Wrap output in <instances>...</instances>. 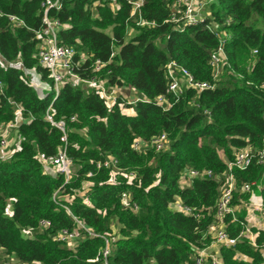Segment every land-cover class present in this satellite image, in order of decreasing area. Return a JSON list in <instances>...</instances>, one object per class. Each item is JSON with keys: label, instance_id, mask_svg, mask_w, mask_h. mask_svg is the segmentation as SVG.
I'll list each match as a JSON object with an SVG mask.
<instances>
[{"label": "trees", "instance_id": "1", "mask_svg": "<svg viewBox=\"0 0 264 264\" xmlns=\"http://www.w3.org/2000/svg\"><path fill=\"white\" fill-rule=\"evenodd\" d=\"M61 1L62 8L50 15L62 23L60 42L74 47L81 60L79 76L129 87L147 101L127 106L134 112L126 113L121 99L109 103L81 82L65 83L57 98L54 91L40 95L23 68L0 60V122L16 118L15 103L31 117L20 124V148L8 160L0 159V264L12 258L19 264H102L104 234L117 236L109 264H196V249L210 241L206 232L217 213L224 181L217 176L236 150L261 147L264 139V0L210 2L208 13L230 35L227 63L217 81L211 54L220 37L209 29V18L183 31L177 28L181 24L170 20L177 0H143L141 18L149 22L144 26L137 23L139 15L131 17L128 0H118L116 8L107 0ZM41 3L0 0V59L21 58L24 67H36L53 86L49 70L36 57ZM9 15L24 25L17 27ZM172 60L214 88L189 87L175 95L166 73ZM97 61L106 65L96 70ZM159 96L166 104L157 101ZM50 106L64 130L47 119ZM161 134L168 139L161 151L133 146L136 139L149 143ZM64 147L75 168L68 181L47 172L38 158L40 152L55 155ZM108 155L117 159V170L97 166ZM188 167L210 169L213 177L182 187L181 173ZM234 176L233 205L251 203L256 196L264 204V165L255 161L234 170ZM252 181V189L242 192ZM124 192L139 210L125 205ZM177 196L199 217L173 211L170 203ZM237 214L244 221L247 211ZM42 219L50 225L41 227ZM241 228L238 221L228 229L237 236ZM63 229L76 232L75 246L56 239ZM256 232V245L242 238L222 248L225 264H264V229Z\"/></svg>", "mask_w": 264, "mask_h": 264}, {"label": "built area", "instance_id": "2", "mask_svg": "<svg viewBox=\"0 0 264 264\" xmlns=\"http://www.w3.org/2000/svg\"><path fill=\"white\" fill-rule=\"evenodd\" d=\"M110 2L113 8L118 5V0H107ZM132 5L131 17L139 15L138 25H146L149 22L143 21L141 18V6L143 0H128ZM207 0H177V8L174 10L170 20L175 23H180L181 26L177 27L180 30H184L188 25H196L201 22H206L209 18L211 23L208 25L209 29L220 37L219 45L212 51L211 64L213 66V80L217 81L222 74L223 68L227 63L226 43L230 37L227 30H221L219 24L214 21L211 14L206 10ZM99 3V0L96 4ZM43 7V26L40 30L35 32L36 38L39 40L38 51L36 57L39 63L49 70L50 76L53 79V91L55 92V98L60 94V90L65 83L77 84L81 82L85 87L97 89L103 97L109 103H114L121 99L122 105L130 106L135 105L138 101H147L141 98L139 95L129 96L127 92L129 87H121L118 84H111L107 79H100L97 76L91 79H82L76 72V68L80 65L81 60L75 58L76 50L72 46L62 44L59 39V34L62 28V23L59 19L50 15L52 9L59 10L62 8L61 0H42ZM205 7V8H204ZM11 22L15 23L17 27L24 25L22 19L16 15H9ZM106 63L97 61L96 70L102 68ZM166 73L169 78V90L175 95H179L184 88H195L198 91L214 88L212 82L198 81L193 74L185 67L180 65L177 61L172 60L166 66ZM127 90V91H126ZM161 104H166L163 96L156 98ZM14 101L11 100V103ZM16 106V118L7 121L0 122V159L8 160L16 151L20 148V141L22 136L20 134V124L26 117L23 107L15 103ZM132 108V107H129ZM51 106L48 108L46 117L55 126H58L61 130H64V124L61 121H55L53 115L50 112ZM63 141H66V136L62 137ZM17 143V146L15 145ZM147 145H151L156 150L161 151L168 146V139L165 134L154 137L149 143L144 142L141 139L134 141V148L137 150L144 149ZM38 158L42 162L43 166H50L56 173L63 174L65 180L68 181L72 178L75 168L72 159L69 157L66 147L60 148L59 152L55 155H47L40 152ZM257 161L258 164L264 165V139L261 147H254L253 145H247L241 149L236 150L234 159L227 162L228 168L222 174L217 176L218 181H223L221 187V195L217 203V213L214 221L209 225L206 232V236H209L210 241L203 244L196 249V264H225L222 255L223 247H234L237 243L242 241V238H247L256 245V238L258 233L254 231L251 221L246 216L244 221L239 220L237 212L241 209H246L249 213L259 215L264 222V204L262 201L247 203L241 200V204L233 205L234 192L236 191L234 170H245ZM98 167H112L117 170V159L108 155L105 161L99 162ZM213 171L210 169H196L185 168L181 173V181L193 182L194 179L212 178ZM181 184V182H180ZM256 184L255 181L244 183L242 192H249ZM182 186V185H181ZM188 186V185H185ZM184 187V186H183ZM61 190H57L54 194V199L60 198ZM125 199L126 206L131 207L133 210H139V206L136 202H131L132 196L128 192H124L122 195ZM170 208L173 211L181 212L187 216L199 217V213L192 206H189L183 202L178 196L170 203ZM231 215L232 219L226 221L225 217ZM77 219V218H76ZM78 220V219H77ZM254 220V219H253ZM240 222L242 225L241 231L237 236H234L229 231L230 223ZM79 224L84 227L92 236H98L96 233L90 231L82 221L78 220ZM50 225V221L46 219L40 220L41 227H47ZM105 240V247L103 249V263L109 264V256L112 253L113 245L117 241V236L112 234L101 235ZM78 235L75 231H69L67 229L61 230L56 239L59 241H67L75 246V239ZM264 252V244L262 245ZM264 254V253H263ZM19 261L15 258L4 260L2 264H15Z\"/></svg>", "mask_w": 264, "mask_h": 264}, {"label": "rangeland", "instance_id": "3", "mask_svg": "<svg viewBox=\"0 0 264 264\" xmlns=\"http://www.w3.org/2000/svg\"><path fill=\"white\" fill-rule=\"evenodd\" d=\"M208 2L209 1H212V0H207ZM207 2V3H208ZM210 4V2H209ZM209 4L206 5V10H208L209 8ZM205 8V7H204ZM5 65H9V64H13V65H16L20 68H23L26 72L25 76L26 78L29 80V82L34 86V88L38 91V93L40 95H45L47 93H50L53 91V86L51 84H49L48 82H46L43 78H42V74L39 70H37L36 67L34 68H26L23 66L22 62H21V58H18V60L16 61H6L4 60L3 58L0 59ZM127 91V90H126ZM130 91V90H129ZM135 95H138L137 91L136 90H131V93L129 96H135ZM124 111L126 113H130L132 111L133 108H129L127 107L126 105H124ZM44 169L49 172V173H52V174H56V172L54 171V169L50 166H46L44 167ZM181 185L182 187H186L185 185H192V182H183L181 181ZM254 201L256 202H259L260 201V198L259 197H254ZM252 203V202H251ZM242 210V209H241ZM240 208H239V211H241ZM249 220L251 221V225L254 227V225L256 224L257 222V219H261L262 218L257 215V214H254V213H251L250 216L248 217ZM254 219V220H253ZM250 241V240H249ZM244 256L242 254L238 255V258L242 259ZM20 262L18 263H15V264H19Z\"/></svg>", "mask_w": 264, "mask_h": 264}, {"label": "crops", "instance_id": "4", "mask_svg": "<svg viewBox=\"0 0 264 264\" xmlns=\"http://www.w3.org/2000/svg\"><path fill=\"white\" fill-rule=\"evenodd\" d=\"M209 2H211V1H209ZM209 2L207 3V4H209ZM206 4V5H207ZM208 12V11H207ZM130 91H128L127 92V94L128 95H130V93H131V90L132 89H129ZM133 91V90H132ZM134 112V110L132 109V111L130 112L131 114ZM15 145L17 146V143H15ZM253 202H256V201H253ZM246 210V209H245ZM247 211V210H246ZM247 217H249L250 216V213H249V211H247V215H246ZM253 229H254V231H256V229H264V222L261 220V219H257V222H256V224L254 225V227H253Z\"/></svg>", "mask_w": 264, "mask_h": 264}]
</instances>
